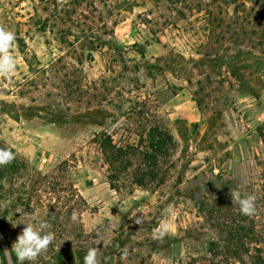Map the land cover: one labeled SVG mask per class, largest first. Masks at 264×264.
<instances>
[{"label":"rangeland","instance_id":"1","mask_svg":"<svg viewBox=\"0 0 264 264\" xmlns=\"http://www.w3.org/2000/svg\"><path fill=\"white\" fill-rule=\"evenodd\" d=\"M114 1L0 0L3 250L30 224L23 264H264V0Z\"/></svg>","mask_w":264,"mask_h":264},{"label":"clouds","instance_id":"2","mask_svg":"<svg viewBox=\"0 0 264 264\" xmlns=\"http://www.w3.org/2000/svg\"><path fill=\"white\" fill-rule=\"evenodd\" d=\"M15 34L10 30L0 28V73L10 75L15 70L16 60L9 54V49L15 41ZM14 159V153L8 149H0V166L10 164ZM231 198L236 200L239 205V212L244 216H252L255 214V198L253 196L241 197L238 192L231 190ZM75 220V215L73 216ZM136 223H140V219H136ZM161 228L167 231L168 223L165 221ZM163 231L160 234H163ZM54 236L52 233L41 234L35 230L32 225L25 224L21 234L17 237L12 245L11 251L4 250V264H13V253L17 260L23 264L24 261L34 260L42 251L46 250L52 242ZM97 248H90L84 256V264H98Z\"/></svg>","mask_w":264,"mask_h":264},{"label":"trees","instance_id":"3","mask_svg":"<svg viewBox=\"0 0 264 264\" xmlns=\"http://www.w3.org/2000/svg\"><path fill=\"white\" fill-rule=\"evenodd\" d=\"M133 0H115L114 1V3H113V5H112V8L114 9V10H118V8L121 6V3L122 4H128V3H131ZM120 2V3H119ZM109 15H111V13L109 14ZM117 16H119V13H117L116 14ZM100 28H106V24H105V22L103 21V20H100ZM263 125H264V123H263ZM264 127V126H263ZM259 133L261 134V136H262V143H263V145H264V132L263 131H261V129H259ZM152 134H154V133H152ZM154 138H158V137H156L155 135H152ZM162 142V140H160L159 141V139H157L155 142H154V147H150L151 149H155V148H157L158 150H159V148H161V146H163V144L161 143ZM101 146H102V148H101V150H103V152L104 153H106L107 154V156H108V154H109V157H112V158H114L115 160H118V157H119V153H121V151H120V149L119 148H115L114 146H112L111 145V138L109 137V136H105L104 138H103V140H101ZM152 146V145H151ZM125 147L127 148V149H130L131 147H130V145L128 144V143H126V145H125ZM0 169H1V167H0ZM4 250H3V248H2V246H1V243H0V256H1V258H2V264H4V260H3V252ZM12 262H13V264H17L16 263V260H15V258L14 257H12ZM58 264H65V263H63L60 259H58Z\"/></svg>","mask_w":264,"mask_h":264}]
</instances>
